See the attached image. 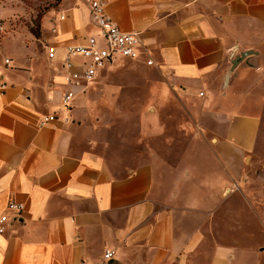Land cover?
Listing matches in <instances>:
<instances>
[{
	"label": "crops",
	"instance_id": "0c3cea01",
	"mask_svg": "<svg viewBox=\"0 0 264 264\" xmlns=\"http://www.w3.org/2000/svg\"><path fill=\"white\" fill-rule=\"evenodd\" d=\"M105 1L112 21L138 34L142 55L135 60L149 58V67L172 87L214 105L216 112L208 116L214 158L231 179L238 178L261 122L256 113L239 112L264 110V0ZM63 6L47 21L44 38L58 45L59 58L63 45L96 32L83 0ZM3 40L0 215L11 201L23 209L0 232V264L96 262L105 249L124 264H231L234 255L217 244L209 260L201 258V231L192 230L191 221H176L190 213L191 203L162 194L152 167L115 174L82 146L89 129L85 95L77 94L69 110L61 107L65 72L59 60L46 58L44 43L37 54L27 41L14 53ZM247 50L253 53L239 57ZM49 115L54 120L44 122ZM215 183L218 188L225 180ZM198 255L199 261L193 259Z\"/></svg>",
	"mask_w": 264,
	"mask_h": 264
},
{
	"label": "rangeland",
	"instance_id": "374dc122",
	"mask_svg": "<svg viewBox=\"0 0 264 264\" xmlns=\"http://www.w3.org/2000/svg\"><path fill=\"white\" fill-rule=\"evenodd\" d=\"M67 3L0 0L1 44L19 53L27 41L36 54L42 52L47 21ZM168 80L141 59L104 70L82 96L89 126L82 146L115 174L152 167L162 194L190 202V213L176 221H191V229L201 231L202 259L209 260L217 244L234 255L231 264H264V110L239 112L256 113L261 122L254 151L241 160L239 177L231 179L210 141L214 105L185 96ZM221 177L225 183L217 188ZM195 199L206 205L197 207ZM194 258L199 261V255Z\"/></svg>",
	"mask_w": 264,
	"mask_h": 264
},
{
	"label": "built area",
	"instance_id": "2783aa9c",
	"mask_svg": "<svg viewBox=\"0 0 264 264\" xmlns=\"http://www.w3.org/2000/svg\"><path fill=\"white\" fill-rule=\"evenodd\" d=\"M89 10L90 21L96 28V32L85 36L83 42L67 43L62 46V54L58 57V45L45 44V55L50 61H60L64 70L62 83L63 89L60 97V105L64 110H69L71 102L79 93H84L101 72L110 66L116 59L126 58L135 60L142 55L141 40L135 32H124L106 14L105 0H83ZM64 15H59L63 19ZM55 33V28L50 29ZM8 60H5L7 63ZM147 66L152 64L148 58ZM3 87V84L0 85ZM202 95V93H199ZM55 115L44 117V122L54 120ZM23 206L15 202H8L6 212L0 215V232L11 217L16 218ZM78 264H124L112 249H105L99 261H80Z\"/></svg>",
	"mask_w": 264,
	"mask_h": 264
},
{
	"label": "water",
	"instance_id": "95a60500",
	"mask_svg": "<svg viewBox=\"0 0 264 264\" xmlns=\"http://www.w3.org/2000/svg\"><path fill=\"white\" fill-rule=\"evenodd\" d=\"M251 53H253V52L250 51V50H247V51L243 52L239 57H244V56H246V55H248V54H251ZM236 62H237V60H236V58H235L234 60H232L231 65H232V66L235 65Z\"/></svg>",
	"mask_w": 264,
	"mask_h": 264
}]
</instances>
